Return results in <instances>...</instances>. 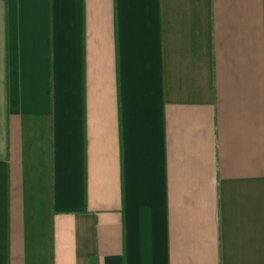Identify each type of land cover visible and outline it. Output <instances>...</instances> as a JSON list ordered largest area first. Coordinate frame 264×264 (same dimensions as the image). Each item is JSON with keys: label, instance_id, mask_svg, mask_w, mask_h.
<instances>
[{"label": "crops", "instance_id": "crops-1", "mask_svg": "<svg viewBox=\"0 0 264 264\" xmlns=\"http://www.w3.org/2000/svg\"><path fill=\"white\" fill-rule=\"evenodd\" d=\"M0 264H264V0H0Z\"/></svg>", "mask_w": 264, "mask_h": 264}]
</instances>
